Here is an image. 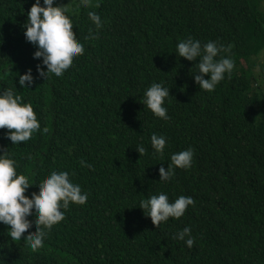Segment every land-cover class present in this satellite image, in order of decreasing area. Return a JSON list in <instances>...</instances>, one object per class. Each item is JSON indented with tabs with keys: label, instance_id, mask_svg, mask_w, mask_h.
I'll return each instance as SVG.
<instances>
[{
	"label": "trees",
	"instance_id": "obj_1",
	"mask_svg": "<svg viewBox=\"0 0 264 264\" xmlns=\"http://www.w3.org/2000/svg\"><path fill=\"white\" fill-rule=\"evenodd\" d=\"M34 3L0 0V89L31 103L41 131L15 145L0 129V154L28 178L29 197L53 171H67L88 200L70 204L35 251L0 223V264H264V0H55L85 51L47 80L24 36ZM90 12L101 17L99 30ZM188 37L230 49L217 59L235 67L214 91L194 80L199 58L176 53ZM29 69L35 83L24 88L19 76ZM153 82L170 89L167 120L140 102ZM153 134L166 138L162 155ZM188 148L191 168L174 166L161 182L160 167ZM161 192L194 205L158 227L139 205ZM185 227L192 248L174 238Z\"/></svg>",
	"mask_w": 264,
	"mask_h": 264
},
{
	"label": "clouds",
	"instance_id": "obj_2",
	"mask_svg": "<svg viewBox=\"0 0 264 264\" xmlns=\"http://www.w3.org/2000/svg\"><path fill=\"white\" fill-rule=\"evenodd\" d=\"M54 4L55 0H42V3L41 0H35L23 25L26 29V40L37 48L34 59L42 58V64L37 65V72L46 80L50 75L62 77L72 68L75 58L83 55L85 51L84 45L73 33L72 20L66 14L67 8ZM89 17L99 30L102 27L101 17L95 12H90ZM88 38L97 39L98 31L95 34L90 31ZM225 51L230 49H225L224 45L218 46L215 41L202 45L200 40L188 37L177 44L176 53L188 61L199 58V63L195 64L198 70L192 73L194 80L201 90L211 92L224 80L225 74L230 75L235 67V62L230 57L217 59ZM206 76L209 78L206 79ZM34 83L31 69L19 76V84L24 88H30ZM170 96V89L163 83L153 82L140 102L155 116L167 120L169 117L165 101ZM5 128L9 130L6 138L15 145L27 142L34 132L41 131L40 121L31 103H24L23 98L9 87L0 89V129ZM151 142L155 152L162 155L166 138L153 134ZM136 150L141 155L145 152L143 146H137ZM193 159L192 148L173 154L167 170L164 167L159 169L160 181L173 178L174 166L181 169L191 168ZM17 168L16 161L10 157L8 151L0 154V223L9 226V236L13 241L23 239L26 246L35 251L43 246L47 230L64 220V210L70 204H86L88 193L82 191L79 184L71 181L67 171H53L39 184V193H33L29 197L25 193L32 184L25 175L18 174ZM191 205H194L191 196H180L170 201L167 194L161 192L141 200L139 207L159 227L169 218H181ZM31 216L36 218L34 223L28 219ZM33 227L36 228L35 233L25 236ZM191 231V227H185L174 238L185 241L187 247L192 248L195 238ZM186 237L188 238L185 240Z\"/></svg>",
	"mask_w": 264,
	"mask_h": 264
},
{
	"label": "rangeland",
	"instance_id": "obj_3",
	"mask_svg": "<svg viewBox=\"0 0 264 264\" xmlns=\"http://www.w3.org/2000/svg\"><path fill=\"white\" fill-rule=\"evenodd\" d=\"M257 69L260 70L261 79H262V82H263L264 81V54L262 55V57L260 59V64L258 65ZM257 83L259 84V81L256 82L254 85H256ZM262 86L264 87V82H263Z\"/></svg>",
	"mask_w": 264,
	"mask_h": 264
}]
</instances>
